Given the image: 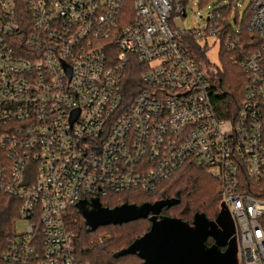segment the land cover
I'll return each instance as SVG.
<instances>
[{
  "label": "built area",
  "instance_id": "built-area-1",
  "mask_svg": "<svg viewBox=\"0 0 264 264\" xmlns=\"http://www.w3.org/2000/svg\"><path fill=\"white\" fill-rule=\"evenodd\" d=\"M194 1L212 4L203 25L176 26ZM239 9L225 0H0V194L16 214L0 264H80L71 207L154 195L185 166L218 184L237 264H264V0H250L240 20ZM213 34L245 77L229 118L214 101L216 72L189 42Z\"/></svg>",
  "mask_w": 264,
  "mask_h": 264
},
{
  "label": "trees",
  "instance_id": "trees-1",
  "mask_svg": "<svg viewBox=\"0 0 264 264\" xmlns=\"http://www.w3.org/2000/svg\"><path fill=\"white\" fill-rule=\"evenodd\" d=\"M192 44V39H189ZM231 53V52H229ZM223 67L217 74L216 90L214 96L218 112L222 117H232L242 100L245 77L241 69L233 62L228 54L222 53ZM136 78L127 82V90L132 91ZM176 197L179 199L162 212L165 216L180 218L191 223L196 212L204 213L210 219H215L219 207L220 196L218 184L203 171L185 166L174 177L164 182L154 195L133 192L106 196L100 198L102 206L112 208L123 203L141 205L153 203L163 197ZM90 206L91 201L85 200ZM11 198L0 194V242L12 231L13 220L16 216L11 207ZM66 225L73 236V245L80 264H143L137 255H124L114 257V253L127 247L133 240L142 236L150 226L147 219H138L122 224H108L90 230L85 224L77 205L71 207L66 216ZM103 236H108L105 243L93 245V242Z\"/></svg>",
  "mask_w": 264,
  "mask_h": 264
},
{
  "label": "water",
  "instance_id": "water-1",
  "mask_svg": "<svg viewBox=\"0 0 264 264\" xmlns=\"http://www.w3.org/2000/svg\"><path fill=\"white\" fill-rule=\"evenodd\" d=\"M178 202V199L170 198L141 205L123 203L108 208L94 199L92 209H86L84 201L77 207L90 230L108 224L149 220V229L127 247L115 252L114 257L137 255L143 264H237L236 243L231 236L233 224L223 205L213 220L200 212L193 215L191 223L176 217L159 216L162 208ZM208 237L213 239L209 247L205 244ZM108 240L103 236L95 245Z\"/></svg>",
  "mask_w": 264,
  "mask_h": 264
},
{
  "label": "rangeland",
  "instance_id": "rangeland-1",
  "mask_svg": "<svg viewBox=\"0 0 264 264\" xmlns=\"http://www.w3.org/2000/svg\"><path fill=\"white\" fill-rule=\"evenodd\" d=\"M226 2L231 1V3H237L239 6V20L243 16V12L248 5L250 0H225ZM207 5H198L197 1H194L192 4L187 5L186 7V15L182 17L173 18L172 22L180 27L185 29H192L195 27H198L199 25H203L205 22L204 17L206 13L210 10V7ZM231 22L233 23L232 17ZM192 49L197 55H204L206 57V63L207 67L210 70V72H216V74L219 73V70L223 67V60L221 58L222 53L228 54L229 57L232 58V53H229L224 48V43L222 40L218 37L213 35H209L207 39H197L192 40ZM117 196V195H113ZM27 225V222L25 220L17 219L15 221V231L16 232H22L24 231L25 227ZM108 237V236H107ZM101 237L97 238L93 245L100 239Z\"/></svg>",
  "mask_w": 264,
  "mask_h": 264
},
{
  "label": "flooded vegetation",
  "instance_id": "flooded-vegetation-1",
  "mask_svg": "<svg viewBox=\"0 0 264 264\" xmlns=\"http://www.w3.org/2000/svg\"><path fill=\"white\" fill-rule=\"evenodd\" d=\"M170 198H174V199H178V198H176V197H170V196H167V197H163V198H160V199H158V200H161V199H170ZM179 200V199H178ZM157 201V200H156ZM102 206V205H101ZM85 208L86 209H92L93 207L91 206V204H90V206H86L85 205ZM166 209V207H164V208H162V210H161V212H160V215L159 216H165L162 212H164V210ZM82 216V215H81ZM82 218H83V216H82ZM193 219V218H192ZM148 220V219H147ZM210 220H212V219H210ZM83 221L85 222V219L83 218ZM149 221V220H148ZM192 222V221H191ZM150 223V222H149ZM107 238H109V237H107ZM98 242V241H97ZM205 244H206V246H211L212 244H213V239L211 238V237H208L207 239H206V241H205ZM220 249L221 250H224V247H220Z\"/></svg>",
  "mask_w": 264,
  "mask_h": 264
}]
</instances>
